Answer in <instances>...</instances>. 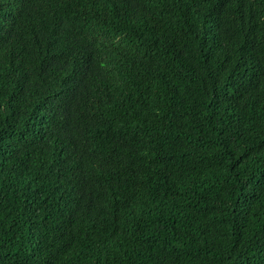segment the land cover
<instances>
[{"label":"trees","instance_id":"1","mask_svg":"<svg viewBox=\"0 0 264 264\" xmlns=\"http://www.w3.org/2000/svg\"><path fill=\"white\" fill-rule=\"evenodd\" d=\"M0 264H264V0H0Z\"/></svg>","mask_w":264,"mask_h":264}]
</instances>
